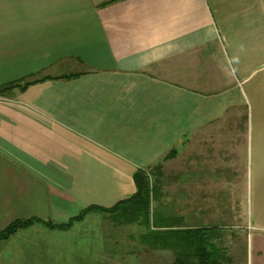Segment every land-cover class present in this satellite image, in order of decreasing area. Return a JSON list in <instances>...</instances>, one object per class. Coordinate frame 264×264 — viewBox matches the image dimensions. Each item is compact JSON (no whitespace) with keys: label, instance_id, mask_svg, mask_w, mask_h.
I'll return each mask as SVG.
<instances>
[{"label":"crops","instance_id":"0c3cea01","mask_svg":"<svg viewBox=\"0 0 264 264\" xmlns=\"http://www.w3.org/2000/svg\"><path fill=\"white\" fill-rule=\"evenodd\" d=\"M38 78L0 94V230L113 206L175 162L176 217L204 226L187 219L243 187L246 264H264V0H0V86ZM106 218L37 221L0 264H144Z\"/></svg>","mask_w":264,"mask_h":264},{"label":"trees","instance_id":"16d2710c","mask_svg":"<svg viewBox=\"0 0 264 264\" xmlns=\"http://www.w3.org/2000/svg\"><path fill=\"white\" fill-rule=\"evenodd\" d=\"M76 74H69L74 76ZM40 79H44L43 77ZM15 80L0 86V94L21 85L25 87L29 83L40 80ZM175 154V148L164 157L165 159ZM161 167L158 163L154 169H138L134 179L136 182L135 193L126 199L118 201L110 207L90 205L79 214L64 223H54L50 220L37 218H22L11 222L0 230V244L9 239L16 231L28 227L37 221L45 225L57 228H68L75 221L81 220L91 211L105 213L115 225L136 223L145 228L141 234V244L151 249L169 250L173 254V264H228L232 256L228 248L218 244L220 230L213 226H185L182 220L176 216L161 217L158 211L152 208V199L155 196L154 184H151L153 170Z\"/></svg>","mask_w":264,"mask_h":264},{"label":"rangeland","instance_id":"374dc122","mask_svg":"<svg viewBox=\"0 0 264 264\" xmlns=\"http://www.w3.org/2000/svg\"><path fill=\"white\" fill-rule=\"evenodd\" d=\"M170 156L166 160L172 159ZM163 164V163H162ZM154 169V168H153ZM241 176V171L238 172ZM177 179L176 164L169 163L157 169L153 170L151 176V184L156 185L155 196L152 199V208L158 211L161 217L177 216L178 207L180 205L177 202L175 181ZM233 197L236 201L232 204L228 202L229 194L226 188H221L220 193L223 197L218 204H210L212 207L213 217H206V214L201 213L198 215V219H187L188 222L198 223V225L213 226L220 230L218 244L228 248L229 254L232 256L231 262L228 264H246L247 259L251 257V233H246V228L241 225L244 219L245 213V192L243 187L237 186L233 188ZM228 195V196H227ZM230 199V197H229ZM216 205V206H215ZM233 206L230 213L239 214L240 218L230 217L229 207ZM204 207V205L202 206ZM215 207V208H214ZM217 207V209H216ZM221 210V212L219 211ZM237 211V212H236ZM219 213V214H218ZM242 213V214H241ZM209 213L208 215H210ZM217 214V215H216ZM235 216V215H234ZM107 239L110 240L113 250L120 251V254H125L122 258H136L138 260L143 259L144 264L149 263L152 259L153 263H156L158 259L163 260V264H173V254L171 251L158 252L161 249H151L141 244V234L145 232V228L136 223H128L122 225H115L109 218H106ZM109 246V245H108ZM110 247V246H109ZM167 261V262H166Z\"/></svg>","mask_w":264,"mask_h":264}]
</instances>
